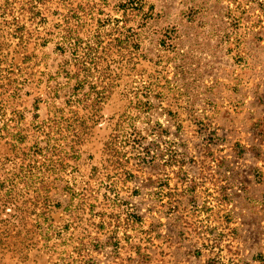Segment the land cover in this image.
I'll list each match as a JSON object with an SVG mask.
<instances>
[{
	"label": "rangeland",
	"instance_id": "obj_1",
	"mask_svg": "<svg viewBox=\"0 0 264 264\" xmlns=\"http://www.w3.org/2000/svg\"><path fill=\"white\" fill-rule=\"evenodd\" d=\"M0 264H264V0H0Z\"/></svg>",
	"mask_w": 264,
	"mask_h": 264
}]
</instances>
